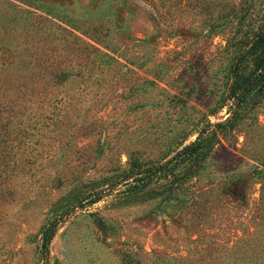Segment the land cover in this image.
Here are the masks:
<instances>
[{
    "label": "rangeland",
    "instance_id": "374dc122",
    "mask_svg": "<svg viewBox=\"0 0 264 264\" xmlns=\"http://www.w3.org/2000/svg\"><path fill=\"white\" fill-rule=\"evenodd\" d=\"M263 33L264 0H0V264H264V84L196 174L142 178Z\"/></svg>",
    "mask_w": 264,
    "mask_h": 264
},
{
    "label": "trees",
    "instance_id": "16d2710c",
    "mask_svg": "<svg viewBox=\"0 0 264 264\" xmlns=\"http://www.w3.org/2000/svg\"><path fill=\"white\" fill-rule=\"evenodd\" d=\"M260 84H264V52L263 57L260 58L255 70L249 76L240 77L239 74H237L236 67L231 68V75L227 82L223 97V100L228 99L231 101L232 107L229 111V117L225 119L224 122L208 123L194 140L182 145L174 155L164 163L155 168H146L143 171L142 178L148 177L151 171L154 174L157 172L162 173L171 162L182 164V169L178 170V173L189 176L196 174L199 168H201L202 161H204L211 150V139L213 138L215 141H218L240 122L245 115L244 105L247 96ZM52 231L53 225L49 228H43V246L46 245Z\"/></svg>",
    "mask_w": 264,
    "mask_h": 264
},
{
    "label": "water",
    "instance_id": "95a60500",
    "mask_svg": "<svg viewBox=\"0 0 264 264\" xmlns=\"http://www.w3.org/2000/svg\"><path fill=\"white\" fill-rule=\"evenodd\" d=\"M124 181V179L120 180V182Z\"/></svg>",
    "mask_w": 264,
    "mask_h": 264
}]
</instances>
